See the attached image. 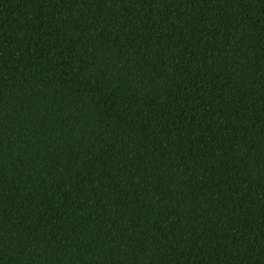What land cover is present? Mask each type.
<instances>
[{"label":"trees","instance_id":"obj_1","mask_svg":"<svg viewBox=\"0 0 264 264\" xmlns=\"http://www.w3.org/2000/svg\"><path fill=\"white\" fill-rule=\"evenodd\" d=\"M0 264H264V0H0Z\"/></svg>","mask_w":264,"mask_h":264}]
</instances>
